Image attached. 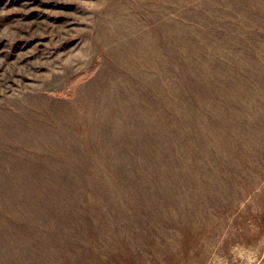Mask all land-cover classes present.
I'll list each match as a JSON object with an SVG mask.
<instances>
[{
	"label": "rangeland",
	"instance_id": "rangeland-1",
	"mask_svg": "<svg viewBox=\"0 0 264 264\" xmlns=\"http://www.w3.org/2000/svg\"><path fill=\"white\" fill-rule=\"evenodd\" d=\"M0 264H264V0H0Z\"/></svg>",
	"mask_w": 264,
	"mask_h": 264
}]
</instances>
